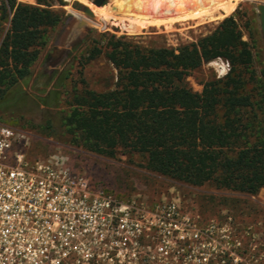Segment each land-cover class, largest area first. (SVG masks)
I'll return each instance as SVG.
<instances>
[{
	"label": "trees",
	"instance_id": "trees-1",
	"mask_svg": "<svg viewBox=\"0 0 264 264\" xmlns=\"http://www.w3.org/2000/svg\"><path fill=\"white\" fill-rule=\"evenodd\" d=\"M51 1L0 0V121L24 116L29 97L20 82L31 74L44 29L61 20L47 8ZM238 1L216 0L217 8L209 0H192L186 11L192 19L213 18L228 14ZM99 56L115 69L112 87L63 89L67 108L59 114V130L46 119L34 125L39 134L100 156L111 157L116 148L139 153L144 169L193 186L213 182L246 194L264 189V48L256 69L234 14L177 47L109 34L79 62ZM215 58L227 62V72L192 91L186 75ZM68 75V68L57 73L39 99L43 105L58 103Z\"/></svg>",
	"mask_w": 264,
	"mask_h": 264
},
{
	"label": "rangeland",
	"instance_id": "rangeland-1",
	"mask_svg": "<svg viewBox=\"0 0 264 264\" xmlns=\"http://www.w3.org/2000/svg\"><path fill=\"white\" fill-rule=\"evenodd\" d=\"M16 1L36 4L35 0ZM84 1H51L47 8L59 13L61 20L53 28L44 29L43 43L30 66L31 74L20 82L29 97L23 110L24 116L0 123L26 134L32 156L62 155L73 167L85 171L122 198H137L147 205L160 199H172L180 212L191 216V221L205 236L217 238L226 247H232L233 239L239 240L240 244L234 248L238 255L236 264H264L263 188L246 194L218 187L213 182L193 186L144 169V158L139 153L116 148L113 156H100L71 145L62 138L39 134L34 128V125L48 119L53 131L59 130V114L67 108L63 89L71 86L95 90L112 87L115 69L103 57L83 64L79 62H83L91 46L97 41L102 44L109 34L132 37L145 46L177 47L194 42L211 31L223 17L234 14L241 38L248 43L254 57L253 65L258 69V55L264 43L254 3H264V0H239L226 15L216 13L213 18L202 15L194 19L186 11L192 0H104L101 6H95L92 0ZM208 3L217 8L221 6L216 4V0H209ZM83 5L89 7L91 16L82 12ZM99 7L103 12H93ZM235 9L238 13H234ZM74 14L80 18H75ZM78 19L86 24L75 33L72 26ZM63 68L69 69V75L64 80L60 99L57 104L46 107L39 99L52 89L55 76ZM227 70V62L215 58L191 70L185 80L192 91L199 92L203 82L221 77ZM235 262L224 258L222 264Z\"/></svg>",
	"mask_w": 264,
	"mask_h": 264
},
{
	"label": "built area",
	"instance_id": "built-area-1",
	"mask_svg": "<svg viewBox=\"0 0 264 264\" xmlns=\"http://www.w3.org/2000/svg\"><path fill=\"white\" fill-rule=\"evenodd\" d=\"M28 145L0 123V264L237 261L239 240L226 247L205 236L172 199L122 198L66 157H35Z\"/></svg>",
	"mask_w": 264,
	"mask_h": 264
},
{
	"label": "water",
	"instance_id": "water-1",
	"mask_svg": "<svg viewBox=\"0 0 264 264\" xmlns=\"http://www.w3.org/2000/svg\"><path fill=\"white\" fill-rule=\"evenodd\" d=\"M104 0H92V4H94L95 6H101L103 4ZM254 8L257 12V18H258V26H259V31L264 43V3L263 2H255L254 3ZM82 12L86 15L91 16L92 12L89 9V7L87 5H83L82 6ZM85 21L82 19H78L76 20V22L74 23V25L72 26V30L73 32H78L81 28H83L85 26Z\"/></svg>",
	"mask_w": 264,
	"mask_h": 264
},
{
	"label": "bare ground",
	"instance_id": "bare-ground-1",
	"mask_svg": "<svg viewBox=\"0 0 264 264\" xmlns=\"http://www.w3.org/2000/svg\"><path fill=\"white\" fill-rule=\"evenodd\" d=\"M125 1H128V2H141L143 0H125ZM75 18H80V16L78 14H74Z\"/></svg>",
	"mask_w": 264,
	"mask_h": 264
}]
</instances>
